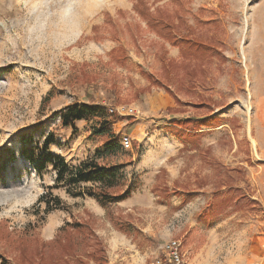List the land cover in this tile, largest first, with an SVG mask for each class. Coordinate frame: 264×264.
Here are the masks:
<instances>
[{"label": "rangeland", "instance_id": "1", "mask_svg": "<svg viewBox=\"0 0 264 264\" xmlns=\"http://www.w3.org/2000/svg\"><path fill=\"white\" fill-rule=\"evenodd\" d=\"M100 2L0 0V228L12 233L0 253L19 264V239L72 240L89 264L95 253L146 264L179 239L187 264L264 260V0H145L202 45L188 56L136 0ZM82 101L107 107L131 143L108 147L98 117L63 125ZM122 106L136 113L111 111ZM174 117L199 121L182 138L168 129ZM50 133L48 151L71 168H117L112 191L135 186L131 196L103 206L87 189L74 194L91 182L71 186L70 171L58 182L54 160L42 167Z\"/></svg>", "mask_w": 264, "mask_h": 264}, {"label": "trees", "instance_id": "2", "mask_svg": "<svg viewBox=\"0 0 264 264\" xmlns=\"http://www.w3.org/2000/svg\"><path fill=\"white\" fill-rule=\"evenodd\" d=\"M141 4H143L144 9L140 6ZM134 7L139 10L141 16L146 19L148 25L152 27V29H155L160 34H162L164 38L168 40L169 43H171V45L179 47L184 56L190 55L188 54V52L191 48L202 47L201 44L193 42L187 36L176 32L172 22L165 18L164 15H158L155 13L153 14V12H150V7L145 3V0H136V2L134 3ZM157 10L160 11L159 8H157ZM147 11H149V13ZM170 13H172V11ZM173 15L174 11L172 14H170V17ZM154 81L155 83L159 82L158 80ZM157 84L160 85V83ZM88 117L100 118L99 126L95 129V132L96 134L103 136L108 147H110V145L118 146V143L121 141L122 134L115 132L113 127L111 126L114 122L113 113H109L107 111V107L102 106L100 103L90 101L75 102L69 105L61 114L63 125H69L76 120H82ZM196 121H199V119L174 117L172 118V121H170L171 125L168 127V129H170L171 134L178 135L183 138L191 133L190 130L194 129L192 127L194 126V123ZM54 138V133L48 134L44 140V144L41 147L42 152L45 154L44 156L46 158L43 161L42 167L46 165L47 160L52 159L54 160L55 168L57 169L58 182L62 181L66 171H70L68 183L71 186H76L80 182L92 183V186L84 187L79 191H76L74 193L75 195H80L84 193L85 189H87L88 194L96 197L103 206H106L109 203L124 200L131 196L135 189V186H128L119 193L112 191V189H115L121 185L119 180L120 177L123 176L122 174L120 175L117 168L107 167V165L101 164L95 159L86 160L79 166L71 168L66 163L64 156L48 151L49 145L52 143ZM22 152L25 155L28 154L27 148L23 147ZM29 158L33 159V157ZM53 197L55 198V200L60 201L57 196ZM42 199L45 200L46 197L42 196ZM71 224H73V226L71 227L73 229L76 227H78L79 230L80 227L83 228L82 223L77 222L76 225H74L75 223L72 222ZM65 228L68 229L70 227ZM85 229L86 228H84L81 232L84 233ZM0 236L1 238H3V240L7 241L11 240L12 233H10V231H6L3 228H0ZM60 240H62L61 237H59L58 241ZM14 244H16L17 246L21 264H39L37 258H39L43 263H47L48 261L46 260V257L48 255L53 256L52 258L54 261L56 260L55 262L57 264L59 262L57 258L61 257H64L65 264H89V262H87L86 260V256L90 251H88L85 255L78 254L76 249L73 248L74 245L72 243V240L61 244V247H59L60 250L55 249V247H53L52 245V242H48L45 239H37L35 241V244L32 245H29L24 239H19L16 243L14 242ZM42 259L45 261H43ZM0 264L16 263L10 261L3 253H0ZM95 264H108V262L104 259V257H101V255L95 253Z\"/></svg>", "mask_w": 264, "mask_h": 264}, {"label": "built area", "instance_id": "3", "mask_svg": "<svg viewBox=\"0 0 264 264\" xmlns=\"http://www.w3.org/2000/svg\"><path fill=\"white\" fill-rule=\"evenodd\" d=\"M111 111L119 113L126 112L129 114L136 113V109L133 106L111 108ZM121 140L124 145H129L131 143V137L128 135H123ZM146 264H187L181 251V241L179 239H170L165 244L163 253Z\"/></svg>", "mask_w": 264, "mask_h": 264}, {"label": "crops", "instance_id": "4", "mask_svg": "<svg viewBox=\"0 0 264 264\" xmlns=\"http://www.w3.org/2000/svg\"><path fill=\"white\" fill-rule=\"evenodd\" d=\"M167 103L171 104L170 99H167ZM254 260H256V257H252L250 262H252V261L254 262ZM188 264H190V263L188 262ZM254 264H264V260H261V261H258V262L255 261Z\"/></svg>", "mask_w": 264, "mask_h": 264}, {"label": "bare ground", "instance_id": "5", "mask_svg": "<svg viewBox=\"0 0 264 264\" xmlns=\"http://www.w3.org/2000/svg\"><path fill=\"white\" fill-rule=\"evenodd\" d=\"M101 0H89V4H90V6H96V5H98L99 3H101L100 2Z\"/></svg>", "mask_w": 264, "mask_h": 264}]
</instances>
